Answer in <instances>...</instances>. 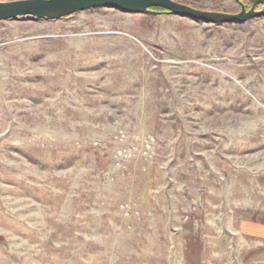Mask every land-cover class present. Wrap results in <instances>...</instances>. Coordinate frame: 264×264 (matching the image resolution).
Instances as JSON below:
<instances>
[{
	"label": "rangeland",
	"instance_id": "374dc122",
	"mask_svg": "<svg viewBox=\"0 0 264 264\" xmlns=\"http://www.w3.org/2000/svg\"><path fill=\"white\" fill-rule=\"evenodd\" d=\"M152 11L0 22V264H264V17Z\"/></svg>",
	"mask_w": 264,
	"mask_h": 264
},
{
	"label": "water",
	"instance_id": "95a60500",
	"mask_svg": "<svg viewBox=\"0 0 264 264\" xmlns=\"http://www.w3.org/2000/svg\"><path fill=\"white\" fill-rule=\"evenodd\" d=\"M235 1H247L252 7L247 10L242 3L241 11L231 14L198 10L175 0H0V22L19 18L55 21L92 9H112L138 15L156 14L153 9H162L168 14L213 25L244 24L264 17V10H256L257 6L264 5V0Z\"/></svg>",
	"mask_w": 264,
	"mask_h": 264
},
{
	"label": "trees",
	"instance_id": "16d2710c",
	"mask_svg": "<svg viewBox=\"0 0 264 264\" xmlns=\"http://www.w3.org/2000/svg\"><path fill=\"white\" fill-rule=\"evenodd\" d=\"M175 1L184 5H188L198 10L223 12V13H231V14L237 13L241 7L240 3L235 0H175Z\"/></svg>",
	"mask_w": 264,
	"mask_h": 264
},
{
	"label": "flooded vegetation",
	"instance_id": "af4514ba",
	"mask_svg": "<svg viewBox=\"0 0 264 264\" xmlns=\"http://www.w3.org/2000/svg\"><path fill=\"white\" fill-rule=\"evenodd\" d=\"M239 3H240V5H241V8H242V3H241V2H239ZM245 6H246V5H245ZM260 6H261V5H260ZM257 7H258V6H257ZM257 7H256V8H257ZM247 10H248V8H247Z\"/></svg>",
	"mask_w": 264,
	"mask_h": 264
}]
</instances>
